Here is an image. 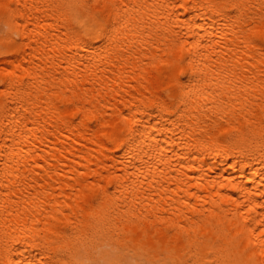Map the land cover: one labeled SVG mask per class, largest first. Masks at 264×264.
Returning a JSON list of instances; mask_svg holds the SVG:
<instances>
[{"label":"bare ground","instance_id":"1","mask_svg":"<svg viewBox=\"0 0 264 264\" xmlns=\"http://www.w3.org/2000/svg\"><path fill=\"white\" fill-rule=\"evenodd\" d=\"M0 264H264V0H0Z\"/></svg>","mask_w":264,"mask_h":264},{"label":"rangeland","instance_id":"2","mask_svg":"<svg viewBox=\"0 0 264 264\" xmlns=\"http://www.w3.org/2000/svg\"><path fill=\"white\" fill-rule=\"evenodd\" d=\"M96 250H97L98 254H100V253L104 254L106 251L111 252V253H119V252L121 253L122 252V250L117 249V247L114 244H111V243L109 244L105 241L101 242L98 245V248ZM128 254H130V253L128 252Z\"/></svg>","mask_w":264,"mask_h":264}]
</instances>
